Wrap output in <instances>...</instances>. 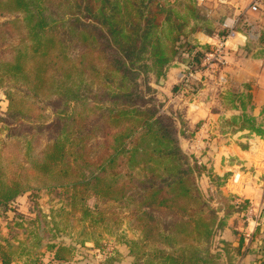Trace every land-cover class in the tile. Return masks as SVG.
Masks as SVG:
<instances>
[{
    "label": "trees",
    "instance_id": "obj_1",
    "mask_svg": "<svg viewBox=\"0 0 264 264\" xmlns=\"http://www.w3.org/2000/svg\"><path fill=\"white\" fill-rule=\"evenodd\" d=\"M49 2L0 0V16H15L0 22V88H6L8 99L4 118H0L8 137L2 144L26 148L27 153L43 148L42 169L48 172L64 156L63 148H77L79 159L92 132L107 126L110 131L120 129L114 133L118 145L92 164L94 171L85 174L79 168L82 178L48 185L68 191V216L79 214L78 219L87 223L84 230L92 228L94 234L96 224L105 227L115 221L116 216L112 220L107 213H128L132 229L140 230L138 240L126 242L131 264H227L231 244H217L216 237L233 214L246 219L249 201L203 192L198 182L202 174L216 186L226 178L213 176L181 150L177 136L185 132L177 128L175 118H159L156 109L133 102L136 94L126 75L139 71L142 54L149 52L155 74L161 78L185 45L189 64L200 65L210 45H190L186 17L179 4L175 7L168 0H59V14L51 12ZM65 32L77 34L85 47L78 61L69 56L62 38ZM94 88L97 92L91 94ZM179 88L180 84L174 91ZM89 95H96L93 101ZM88 109L99 112L98 122H104L86 133ZM76 121L80 124L75 127ZM3 153L0 150V157ZM69 165L63 173L72 169ZM3 168L0 206L31 189L18 180L8 183ZM90 195L97 202L113 204L89 206ZM95 235L71 244L54 238L38 247L58 262H69L76 245L83 247L91 241L104 249L96 240L101 238L100 231ZM254 236L260 239V225ZM4 242L0 240V263L13 264L16 255L10 248L19 247ZM39 251H32L36 261ZM120 256L114 249L100 264H114Z\"/></svg>",
    "mask_w": 264,
    "mask_h": 264
},
{
    "label": "crops",
    "instance_id": "obj_2",
    "mask_svg": "<svg viewBox=\"0 0 264 264\" xmlns=\"http://www.w3.org/2000/svg\"><path fill=\"white\" fill-rule=\"evenodd\" d=\"M184 1L186 4L168 0L175 7L179 4L180 13L187 20L186 40L195 47L210 45L220 22L238 16L244 7V3L237 0ZM206 11H211L209 16ZM250 19L264 29V11L250 15ZM186 50L188 47L182 51V56L188 55ZM179 58H175L159 80L169 98L174 97L180 72L185 66L183 58ZM226 70L229 81L222 89L213 78L209 79L205 84H198L194 95L181 103L184 109L182 124L189 127L185 131L183 126L182 130L194 138L193 148L195 145L196 148H207L198 163L205 165L213 176L226 178L216 186L207 174H202L198 182L203 192L248 200L261 222L259 239L254 236L257 226L252 220L238 214L226 220L216 242L231 244L227 264H264V240L261 238L264 232V35L258 40H250L240 33L231 47ZM232 96H237V100L232 101ZM2 107L4 112L5 101H2ZM182 138L181 147L192 148V142L189 144L187 137ZM85 245L95 246L91 241ZM116 248L126 256L123 264H129L128 247ZM21 258L12 263L25 264V259ZM91 261L94 263L95 260ZM40 264H46L44 258ZM47 264H88V260L75 254L69 262H58L48 253Z\"/></svg>",
    "mask_w": 264,
    "mask_h": 264
},
{
    "label": "rangeland",
    "instance_id": "obj_3",
    "mask_svg": "<svg viewBox=\"0 0 264 264\" xmlns=\"http://www.w3.org/2000/svg\"><path fill=\"white\" fill-rule=\"evenodd\" d=\"M64 1L65 0H63V2ZM180 1L186 4L184 0ZM58 4L59 0H51L47 5L51 7V12L59 14L57 12ZM14 17V15L0 16V22L14 19ZM72 21L76 20L72 19ZM87 27L91 28V26L88 25ZM62 38L66 40L70 58L73 61H78L85 47L82 46L81 40H78L77 34L65 32ZM185 48H187L186 45L180 49L176 58H183L184 63H187L188 60H190L189 55L182 56V51ZM149 54V52L142 54V60L139 63V71L126 74L131 79L133 92L136 94V96H133V102L137 103L141 108H148L150 110L156 109L159 118L171 116L176 119L175 123L178 129L182 130L184 126L186 129L185 131L189 130L188 125L182 124L184 122V109L181 106V103L183 101L186 102L189 96L167 97L168 95L159 84L161 78H158L155 74L156 66ZM196 90L197 86L194 83L188 89V95H194L192 93H195ZM5 91L6 88H0V118H4L3 116L6 112V110L4 112L1 110L3 108L2 101H5L8 105ZM96 92L97 90L94 88L91 94H95ZM176 93L177 92L174 94ZM95 96L92 97L89 95V99L93 101ZM86 113L87 121L85 123V131L88 133L90 128L94 125H98L99 122L97 117L99 112L93 110L89 111L88 109ZM102 122H104L103 119L99 124H103ZM77 124H80V122L76 121L75 127ZM124 128L125 127H122V131ZM110 129L111 128L107 126L105 129H97L92 132V135L87 139V143L83 144V148H81V153L83 154L82 158L78 159L76 157L75 150L77 148H63L65 154L62 159L51 165L50 171L48 170V172H45L42 169L44 156L40 152L43 148H31L29 149V153H27L26 148H14L9 144L3 145L1 141L8 140V137L5 124L0 121V150L4 152L0 157V167H4L2 170H4L3 175L5 180L8 183L18 180L26 188H31L18 195L17 198L9 201L4 206H0V240L1 242H4V239L9 240V242L15 246L18 245L19 248H10L16 255L14 261L22 257L25 259V264H40L43 263L44 258V262L47 264L48 253L46 249H43L44 247L39 248L38 245H45L49 240L54 238L66 244L77 243L85 238L95 237L96 231L99 230L101 238L96 240L98 246L104 244V249H99V247L96 246L89 248L87 245L83 247L76 245L75 254L83 256L84 258L86 257L88 264H100L106 256L112 253L114 249H117L116 246L119 248H127V240H138L140 238V230L132 229L131 218L128 213L124 212L117 215L116 213H107L111 214L110 216L113 217L111 218L112 220H114L116 216L115 221H117V225H115V221H110L105 227L102 223L96 224L94 226V234L91 232L93 231L92 228H86L84 230L87 223L78 219L77 215L79 214L72 215L71 217L68 216L70 212L68 191L63 188L52 189L48 187V185L54 183L65 184L68 182V179L82 178L79 177L81 175H78L80 171L79 168H82V172L85 174H90L91 171H94L95 169L92 164H98L102 158L110 153V148H114L119 143L115 140L114 133L116 131H110ZM173 129L177 131L175 126ZM120 132V129H117L116 133L118 134ZM77 135L80 137L81 134L78 132ZM182 136L187 137L185 139L189 140V144L192 142L190 145L192 148L185 149L181 147L180 143L181 139H183ZM75 138L76 135L74 134L71 139L74 140ZM177 141L181 150L191 155L193 159L197 161L207 150V148H193L194 138L190 133L179 134L177 136ZM118 161H120V157ZM69 162V166L72 169H69L67 173H63V167ZM72 171L75 172L72 174ZM209 193V195L213 194V197H216L215 193H211L210 191ZM86 203L89 206H94L96 203L100 204L102 202H97L96 197L90 195L86 199ZM105 203L101 205L109 207V205L111 206L113 204V202ZM19 241L20 244L18 243ZM32 251H39L37 261L34 257L35 253H32ZM119 254H121V256L118 261L115 260L114 264H123L126 256L121 252H119ZM128 257L131 258V262L129 263L131 264L133 259L130 255ZM91 259L95 260L94 263Z\"/></svg>",
    "mask_w": 264,
    "mask_h": 264
},
{
    "label": "built area",
    "instance_id": "obj_4",
    "mask_svg": "<svg viewBox=\"0 0 264 264\" xmlns=\"http://www.w3.org/2000/svg\"><path fill=\"white\" fill-rule=\"evenodd\" d=\"M198 1L199 3H203V0ZM237 1L244 3L243 9L240 11L239 15L233 19L229 18L220 22V27L215 33L213 42L210 44V49L205 53L201 64L193 65L189 64V61L185 63L179 76L180 88L177 93L174 94V97H191V94L188 95V89L192 84H205L212 78L216 85L222 89L229 81L228 72L226 70L228 66V57L231 47L239 34L243 33L250 40H258L264 35V29L250 19V15L264 11V0ZM205 13L209 16L211 11H206ZM205 125L206 124L203 126ZM195 146L194 148H196ZM197 148L201 147L197 146ZM246 219L252 220L256 226L260 225L255 207L250 203L246 212ZM248 237H251L250 234H248Z\"/></svg>",
    "mask_w": 264,
    "mask_h": 264
},
{
    "label": "water",
    "instance_id": "obj_5",
    "mask_svg": "<svg viewBox=\"0 0 264 264\" xmlns=\"http://www.w3.org/2000/svg\"><path fill=\"white\" fill-rule=\"evenodd\" d=\"M261 238L264 240V232L262 233Z\"/></svg>",
    "mask_w": 264,
    "mask_h": 264
}]
</instances>
